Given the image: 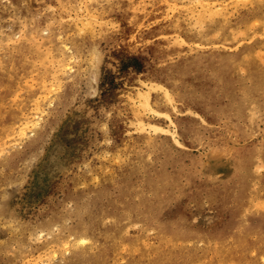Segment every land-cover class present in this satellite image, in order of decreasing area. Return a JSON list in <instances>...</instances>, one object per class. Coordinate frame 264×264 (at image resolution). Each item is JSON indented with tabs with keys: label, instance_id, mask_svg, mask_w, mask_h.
<instances>
[{
	"label": "rangeland",
	"instance_id": "1",
	"mask_svg": "<svg viewBox=\"0 0 264 264\" xmlns=\"http://www.w3.org/2000/svg\"><path fill=\"white\" fill-rule=\"evenodd\" d=\"M0 264H264V0H0Z\"/></svg>",
	"mask_w": 264,
	"mask_h": 264
},
{
	"label": "bare ground",
	"instance_id": "2",
	"mask_svg": "<svg viewBox=\"0 0 264 264\" xmlns=\"http://www.w3.org/2000/svg\"><path fill=\"white\" fill-rule=\"evenodd\" d=\"M230 6V5H229ZM202 7V6H201ZM214 9V8H213ZM216 9V8H215ZM217 10H219V9H217ZM213 11V10H212ZM221 11V10H220ZM210 12V11H209ZM211 13V12H210ZM252 25V24H251ZM237 37V36H236ZM258 51V50H257ZM64 65V64H63Z\"/></svg>",
	"mask_w": 264,
	"mask_h": 264
}]
</instances>
